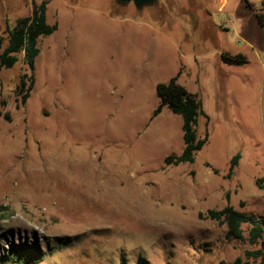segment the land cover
Masks as SVG:
<instances>
[{
    "label": "rangeland",
    "instance_id": "obj_1",
    "mask_svg": "<svg viewBox=\"0 0 264 264\" xmlns=\"http://www.w3.org/2000/svg\"><path fill=\"white\" fill-rule=\"evenodd\" d=\"M254 8L51 0L47 22L58 29L39 39L24 105V55L0 68V264H16L9 252L20 245L37 248L40 264L247 260L257 247L206 215L230 204L264 216V27ZM30 11L31 0H0V36ZM222 52L248 63L224 64ZM179 72L207 115L198 136L209 137L193 163L167 166L184 150L182 118L167 107L153 116L156 86Z\"/></svg>",
    "mask_w": 264,
    "mask_h": 264
},
{
    "label": "trees",
    "instance_id": "obj_2",
    "mask_svg": "<svg viewBox=\"0 0 264 264\" xmlns=\"http://www.w3.org/2000/svg\"><path fill=\"white\" fill-rule=\"evenodd\" d=\"M247 6H254L245 0ZM51 0H42L37 3L31 0V11L29 15L15 20L14 27L7 23V37L0 36V68H12L18 62V55H24V62L31 71V75L23 74L20 83L16 87V93L21 97V104H25L30 96V92L35 85V62L40 54L38 45L41 37L52 35L57 29V23L51 25L47 22V7ZM258 23L264 27V0L258 8H254ZM221 60L224 64L241 66L248 63L247 58L241 54L221 53ZM181 73L171 78L166 83H158L156 94L160 100L159 105L154 110L153 116L159 115L164 107H167L173 114L182 118V130L184 150L180 155H170L165 159L167 166H178L185 163H193L196 154L203 149L208 142V133L205 137L198 136L197 126L200 116H207L202 108V102L198 97L189 92L179 83ZM240 155L233 157L229 169L232 175L237 166ZM217 172V170H215ZM206 217L226 225L229 238L237 240H247L256 249L245 253L246 261L241 257L237 258L233 264H251L250 260H259L264 264V216L256 217L237 211L228 204L222 210H209ZM243 226H247V239ZM9 258L16 264H40L43 261L41 252L35 247L13 246L9 252Z\"/></svg>",
    "mask_w": 264,
    "mask_h": 264
},
{
    "label": "water",
    "instance_id": "obj_3",
    "mask_svg": "<svg viewBox=\"0 0 264 264\" xmlns=\"http://www.w3.org/2000/svg\"><path fill=\"white\" fill-rule=\"evenodd\" d=\"M157 0H117L120 5H126L133 3L137 9H142L147 6H151L156 3Z\"/></svg>",
    "mask_w": 264,
    "mask_h": 264
},
{
    "label": "crops",
    "instance_id": "obj_4",
    "mask_svg": "<svg viewBox=\"0 0 264 264\" xmlns=\"http://www.w3.org/2000/svg\"><path fill=\"white\" fill-rule=\"evenodd\" d=\"M221 2H222V6H223V8L224 9H226L227 8V6H228V3H229V0H220ZM260 6V5H259ZM232 19V18H231ZM259 24V23H258ZM236 54H238V53H236Z\"/></svg>",
    "mask_w": 264,
    "mask_h": 264
}]
</instances>
